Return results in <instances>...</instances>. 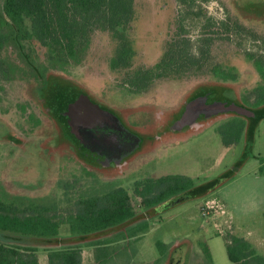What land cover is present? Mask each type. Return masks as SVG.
I'll return each instance as SVG.
<instances>
[{"label": "rangeland", "instance_id": "374dc122", "mask_svg": "<svg viewBox=\"0 0 264 264\" xmlns=\"http://www.w3.org/2000/svg\"><path fill=\"white\" fill-rule=\"evenodd\" d=\"M177 8L176 0H134L127 68L110 67L115 41L101 30L77 63L60 69L44 60L36 42L11 36L3 42L0 194L64 207L121 186L133 216L85 235L70 234L65 224L51 238L0 232V242L38 248L39 264H46L47 250L67 247L81 248L82 264H97L100 245L108 256L102 264H232L224 235L244 237L264 256V117L250 123L264 116V105L246 103L264 88V65L245 56L247 48L264 49V0L203 6L212 18L208 32H219L217 21L228 15L251 30L260 47L243 38L238 46L236 38L218 34L204 68L130 92L128 76L154 66L174 36ZM212 70L237 77L224 82ZM229 116H244L254 126L251 137L224 146L217 127ZM168 174L190 176L195 185L146 207L134 182ZM157 241L167 244L163 255Z\"/></svg>", "mask_w": 264, "mask_h": 264}, {"label": "trees", "instance_id": "16d2710c", "mask_svg": "<svg viewBox=\"0 0 264 264\" xmlns=\"http://www.w3.org/2000/svg\"><path fill=\"white\" fill-rule=\"evenodd\" d=\"M208 1L176 0L174 36L166 43L154 66L137 69L128 76L125 83L130 92L142 93L156 79L178 77L204 68L210 59L211 44L220 37L218 34L236 38L238 46L243 38L260 47L254 33L228 15L217 21L219 32H208L212 18L203 10ZM133 13L134 0H4L0 19V51L3 42L10 36L18 42L33 41L45 49L44 60L60 69L77 63L87 49L92 33L101 30L115 41L110 67L127 68L133 50L126 31ZM195 30L197 34L191 38ZM258 51L261 54L247 48L245 56L263 66L264 49L258 48ZM2 66L0 59V71L4 70ZM212 74L219 80H235L237 77L233 72L229 74L219 70H212ZM260 89L251 103L246 101L247 104L252 107L264 104V88ZM219 123L217 131L224 146L241 140L246 125L243 117L229 116L220 119ZM194 185L195 179L190 176L168 174L135 181L133 191L146 207H154L192 189ZM132 216L131 198L121 186L79 196L64 207L50 200L8 199L0 194V232L14 235L51 238L58 235L63 224L70 234L85 235L113 227ZM223 240L227 259L232 264H264V256L258 254L244 237L224 235ZM166 246L162 241L156 242L161 255L165 253ZM37 250L34 246L0 242V264H39ZM94 251L97 264L108 259L105 246H97ZM46 264H82V250L80 247L49 249Z\"/></svg>", "mask_w": 264, "mask_h": 264}, {"label": "crops", "instance_id": "0c3cea01", "mask_svg": "<svg viewBox=\"0 0 264 264\" xmlns=\"http://www.w3.org/2000/svg\"><path fill=\"white\" fill-rule=\"evenodd\" d=\"M222 81H224V82H226V81H229V82H233V80H222ZM264 104H262V105H259V106H257V107H252V108H259V107H261V106H263ZM193 114V113H192ZM241 117H243L245 120H246V118L244 117V116H241ZM260 117H264V116H262V115H258V117L256 118V120H252V121H250V123L251 122H256ZM220 120V119H219ZM196 122V121H195ZM250 123H248V120H246V125H245V129H244V133H243V136H242V138L241 139H243V138H246V136H247V133L249 134V136L251 137V135H252V133H253V128H254V126H250L251 124ZM39 263H40V261H39Z\"/></svg>", "mask_w": 264, "mask_h": 264}]
</instances>
